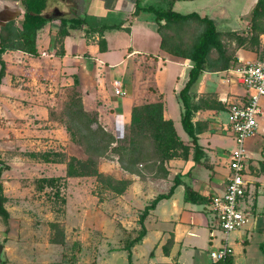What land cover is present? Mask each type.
<instances>
[{"label":"crops","instance_id":"crops-1","mask_svg":"<svg viewBox=\"0 0 264 264\" xmlns=\"http://www.w3.org/2000/svg\"><path fill=\"white\" fill-rule=\"evenodd\" d=\"M57 1L54 15L49 16L51 3L48 0L44 14L53 19L38 35L37 56L20 50L3 54L7 70L0 85V98L6 90L8 94L13 88L16 78L14 73H21L18 69L26 67L33 74L32 83H40L34 79L36 74L40 80H44V83L35 87V95H31L32 102L27 109L45 114L49 112V104L54 103V100L61 97L66 102L73 93H78L83 97L86 109L97 111L102 124L116 137L125 133L131 121L132 108L136 104L162 100L165 117L174 121L177 131V121H181L182 106L178 93L188 79L192 63L190 59L161 49V36L157 31L154 12L148 7H172L181 13L196 11L201 16L208 15L215 19L221 30H237L235 26L242 25L244 21L246 24L250 22L252 9L257 2L247 0L246 17L238 14L232 18L220 0ZM137 5L144 7L139 13H135ZM4 8L14 13L20 8V0H2L0 10ZM21 17L22 15L17 19ZM61 17L84 18L86 24L82 29H76L78 34L74 38L75 30L70 31L64 39L65 54L59 56L56 53L59 46L55 45V39ZM89 26L103 27V35L99 31H88ZM101 37L106 40L104 51L99 45ZM263 49L264 35L261 36L258 51L239 48L235 64L258 59L262 56ZM43 52L47 54L43 55ZM116 79L123 83V96L115 92L113 82ZM244 93L243 85L229 69L207 71L198 85L196 99L215 94L224 105L223 111H226L223 98L240 99ZM261 106L264 112V97L261 99ZM220 112L213 109H199L195 112L194 122L209 121L208 130L199 135V142L207 157L203 163L195 165L191 149L188 161L182 157L171 159L167 162V178L141 179L124 171L118 161L101 159V164L106 165L102 171L117 178H132L133 182L121 195L105 190L101 198L93 196V199L97 198L96 203L100 208L94 215L90 214V222H85L86 228L75 232L73 245L79 242L81 246L77 257L85 258V264H92L93 260L96 264H128L129 254L123 246L125 239L130 235L135 236L140 229L141 211L157 195L169 192L174 178L180 175L182 183L175 188L173 195L162 199L145 220L147 234L141 243L132 248L134 264H212L214 260L211 252L225 243L233 248V264H264L261 248L264 244V113L259 118L257 134L246 143L250 188L242 199V205L251 211L250 219L244 227L228 235L221 231H215L214 236L211 234L213 215L210 200L215 195L224 194L226 190V178L230 172L228 163L233 150H229L228 146L235 147L233 138L223 129L226 123L218 122ZM56 132L55 137L62 144L75 145L64 128L58 127ZM178 133L185 143L190 144L188 134ZM223 139L227 142L226 145H222ZM51 164L62 165L63 170L59 176L65 175V163ZM87 179L90 177H68V183L72 185L70 192L75 193L74 199L69 197L68 203L75 206L74 202H77L76 210H72L78 217L82 214L78 210L86 204L81 200V192L86 190L84 187L87 186ZM96 237H101V244H96ZM171 238L173 244L169 253H166L164 245ZM67 241L66 238V243ZM50 245L63 246L51 242ZM80 263L78 261L75 264Z\"/></svg>","mask_w":264,"mask_h":264},{"label":"trees","instance_id":"trees-1","mask_svg":"<svg viewBox=\"0 0 264 264\" xmlns=\"http://www.w3.org/2000/svg\"><path fill=\"white\" fill-rule=\"evenodd\" d=\"M47 5L48 0H21L20 8L14 13L5 8L0 10V85L7 70V64L3 58L5 52L20 50L33 56L39 54L38 35L53 19L44 14ZM143 9V6L137 5L135 13ZM148 9L154 12L157 31L161 36V49L172 55L190 59L192 63L188 79L178 93L182 106L181 123L190 137V144L185 143L179 135L174 121L165 117L162 100L134 105L131 121L125 133L121 137H116L101 123L99 113L95 110H87L83 97L73 93L65 102L59 116L56 114L54 117L56 116L65 126L70 139L83 149L86 157L79 158L74 155L68 157L67 154L54 150L31 152V157L46 163L66 164L65 176H48L38 179L39 190L51 188L54 190V195L59 197L68 177H95L101 191L109 190L115 195H121L132 184V178H117L101 171V159L116 160L124 171L135 174L141 179H157L168 177L167 162L171 159L182 157L188 161L191 149H193L195 165L203 163L207 157L199 142V135L208 130L209 121L194 122L193 117L199 109L223 111L224 105L215 94H209L206 98L197 100L198 85L205 72L224 71L233 66L239 48L257 51L260 49L261 36L264 35V0H257L252 9L250 26L242 33L236 30H221L215 19L208 15L201 16L196 11L181 13L172 7L169 9L148 7ZM20 15L22 20L18 22L17 18ZM59 20L61 24L57 31L55 45L59 46L57 55L62 56L65 54V37L71 30L82 29L86 21L80 17H61ZM88 31H99L103 35L104 28L89 26ZM99 45L102 51L106 49L105 38H100ZM262 165L264 172V162ZM6 168L0 151V216L9 225L10 212L5 206L7 197L4 195L2 184V175ZM181 183L180 175H177L169 192L157 195L141 211L140 229L136 231L135 236H128L123 246L129 254L128 264H134L132 248L141 243L147 234L145 220L151 210L155 209L162 199L171 197L175 188ZM50 225L57 231L50 242L65 245L64 228L59 222H51ZM172 244L171 238L164 245L166 253H169ZM72 248L75 256L70 263L75 264L78 260L76 254L81 252V246L79 242H76ZM261 248L264 253V244ZM92 264H96V261L93 260ZM212 264H233V258L230 255Z\"/></svg>","mask_w":264,"mask_h":264},{"label":"rangeland","instance_id":"rangeland-1","mask_svg":"<svg viewBox=\"0 0 264 264\" xmlns=\"http://www.w3.org/2000/svg\"><path fill=\"white\" fill-rule=\"evenodd\" d=\"M221 1L229 15L233 16L232 18L238 14L244 16L246 13L248 14V11H246L247 0ZM50 3L48 15L53 16L55 13L54 6L58 4V1L50 0ZM230 3H234V6ZM228 4L231 5L230 8H228ZM17 20L20 22L22 17ZM249 26L250 22L246 24L244 21L242 25L235 27L237 32L242 33ZM73 34L72 38L78 34V30L73 31ZM18 71L21 73H14L16 78L13 88L9 90L8 94H6V90L0 98L2 103L0 105V151L7 166L2 175V184L4 195L7 197L5 206L10 212L9 225L0 216V244L5 247L6 259L4 262L5 264H71L70 261L75 256L73 250H71L74 242L73 237L76 235L75 232L83 230L84 227L86 228L85 222L89 220V223L91 215H94L97 209L100 208L99 204L96 203L97 198H101L102 193L105 191H101L95 177L87 179V186L84 187L86 190L84 189L81 192V200L86 203L83 208L88 211L80 208L78 212L82 214L78 217L75 216L74 210H72H76L77 202H74L75 206L68 203L69 197L72 199L75 194L70 192L72 185L68 183V180L59 197L54 195V190L51 188L38 189V179L59 176L63 166L33 158L30 156L31 152L54 150L67 154L68 157L74 155L79 158H85L86 154L71 139L75 145H64L58 137H55L58 127L64 128L65 132L68 133L65 126L58 121L56 116L54 117L62 111L65 99L59 97L54 100V103L49 104V112H45V114L30 111L27 108L32 102L31 95L34 94L37 84L44 83V80H40L36 74L34 79L40 83H32L33 74L28 72L26 67L19 68ZM43 86L47 88V86ZM218 119L219 123H227V112L221 111ZM177 128L182 135H187L181 121H177ZM53 129L54 131H52ZM224 140L222 145L227 144ZM228 148L232 150L233 146H228ZM81 155L83 157H80ZM105 166L100 162L101 171ZM93 196L97 198L93 199ZM97 219L99 218L97 217ZM51 222H59L61 227L64 228L65 236L68 239L65 245L55 247L50 245L51 237L55 236V232H57L51 228ZM98 238H95L96 244H101L102 239L101 237ZM78 261H81L80 264L86 263L83 257H78Z\"/></svg>","mask_w":264,"mask_h":264},{"label":"built area","instance_id":"built-area-1","mask_svg":"<svg viewBox=\"0 0 264 264\" xmlns=\"http://www.w3.org/2000/svg\"><path fill=\"white\" fill-rule=\"evenodd\" d=\"M32 56V54L28 53ZM43 52V55H46ZM237 76L245 93L240 99L223 98L228 114V122L223 129L233 138L235 147L230 153L226 190L224 194L211 197L210 209L213 215L211 234L221 231L228 235L232 231L244 227L251 216V211L242 205V199L250 188L248 179L249 154L247 140L255 136L259 129V118L263 115L261 98L264 97V49L262 56L256 60L241 61L229 68ZM117 95L123 96L125 91L121 80L113 82ZM233 254V248L228 243L222 244L211 252L214 261L224 259Z\"/></svg>","mask_w":264,"mask_h":264},{"label":"water","instance_id":"water-1","mask_svg":"<svg viewBox=\"0 0 264 264\" xmlns=\"http://www.w3.org/2000/svg\"><path fill=\"white\" fill-rule=\"evenodd\" d=\"M5 259V247L0 244V264L4 263Z\"/></svg>","mask_w":264,"mask_h":264},{"label":"flooded vegetation","instance_id":"flooded-vegetation-1","mask_svg":"<svg viewBox=\"0 0 264 264\" xmlns=\"http://www.w3.org/2000/svg\"><path fill=\"white\" fill-rule=\"evenodd\" d=\"M75 3H76V4H77V6H78V3H77V2H75ZM77 6H76V7H77Z\"/></svg>","mask_w":264,"mask_h":264}]
</instances>
